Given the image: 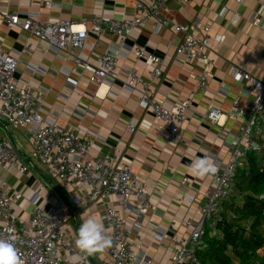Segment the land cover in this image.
Here are the masks:
<instances>
[{
  "label": "crops",
  "instance_id": "0c3cea01",
  "mask_svg": "<svg viewBox=\"0 0 264 264\" xmlns=\"http://www.w3.org/2000/svg\"><path fill=\"white\" fill-rule=\"evenodd\" d=\"M44 2L50 5L44 6ZM136 2L146 6L148 0H0V10L33 12L44 22L69 21L84 27L87 40L82 49L74 53L92 65H96L99 56L111 50L119 51L116 78L107 88L91 84L89 74L77 67L72 58L61 52L54 55L47 44L29 39L30 56H19L14 81L18 88L30 86L45 90L39 114L55 121L64 130H75L81 140L91 143L92 158L116 151L121 153L137 180L147 187L155 206L154 211L140 221L139 231H131L136 257L139 264H165L172 256L171 237L188 236L190 229L184 225L185 221L196 222V207L206 202L213 190L211 176L197 177L188 165L205 154L217 164H224L240 134L242 121L233 122L226 117L234 96L242 89V84L232 79L231 67L240 68L256 78L264 74V0L240 3L238 0H165L161 15L167 25L158 32L153 31V22L147 19L139 28L126 33L122 46L113 35L94 33L93 22L111 17L129 20L139 15ZM255 20L257 26L252 24ZM174 26L188 27V34L195 37L203 36L204 28H208L206 57L211 61L209 68L200 61L175 54L182 34H174ZM23 35L18 28L8 30L0 23V48L9 53L21 52L27 41ZM138 47L161 60V75L152 82L156 102L171 108L187 97L193 99L176 142L167 138L161 124L149 111L138 106L139 87L132 92L123 89L122 72L128 69L136 70L144 82L149 81L148 71L152 65L136 59L134 51ZM202 71L207 73V86L200 91L194 78ZM209 106L225 115L218 125L203 119ZM129 123L134 125L133 131L128 129ZM0 140H8L28 166L25 174L0 170V179L9 186L8 193L19 192L22 196L12 204V212L25 219L31 208L29 199L34 193L41 196L40 207L60 202L63 210L70 211L73 190L53 182L65 202L54 192L49 195L50 189L36 169L51 180L41 164L32 158L29 138L24 131L11 129L0 118ZM183 178L188 180L186 186L182 185ZM186 195L193 198L191 204L185 202ZM117 203L115 196L99 198L88 209L71 214L62 232L75 242L77 226L89 216L100 218L106 227L104 211L110 206L120 211ZM148 218L151 222H147ZM215 219L205 225L212 227ZM80 256L90 264L107 261L103 253L91 255L89 260V255L78 248L73 257L63 254L73 262Z\"/></svg>",
  "mask_w": 264,
  "mask_h": 264
},
{
  "label": "built area",
  "instance_id": "2783aa9c",
  "mask_svg": "<svg viewBox=\"0 0 264 264\" xmlns=\"http://www.w3.org/2000/svg\"><path fill=\"white\" fill-rule=\"evenodd\" d=\"M185 2L186 0H181ZM243 0H238L242 2ZM165 0H148L146 6L135 3L139 15L131 19L105 18L93 22L92 28L97 36L110 34L119 39V45H124L126 33L139 28L145 20L153 22V31L158 32L166 27L161 15ZM49 6V2H44ZM0 23L8 30L18 28L24 33L26 44L21 52L9 53L0 48V118L13 130H23L29 138L31 156L43 167L47 178L57 182L63 188L73 190L71 209L65 211L61 203L56 202L46 208L40 207L39 193H34L29 199L31 205L25 219L17 217L12 212V204L21 199L19 192L9 194L8 184L0 179V238H12L15 242L22 264H90L80 256L76 262L63 257H73L77 247L72 237L62 232L71 214L82 212L94 205L101 197H118L120 211L115 206L107 207L103 220L107 234L113 240L112 247L103 254L107 261L103 264H139L133 242L130 240L131 231L140 229V221L149 212L154 211L147 187L139 182L118 151L92 158V145L83 141L75 130H64L55 121L43 118L39 114L40 104L45 90H35L30 86L18 88L14 81L19 56H30L29 39H34L48 45L55 55L64 53L72 58L74 64L89 74L91 84L110 88L118 70L119 51L111 50L99 56L96 65L82 61L75 56L76 50H81L87 40L84 27L76 26L69 21H41L37 13H10L0 10ZM257 26V20L252 23ZM174 34H182L175 54L187 60L200 61L209 68L211 61L206 57L208 50V28L204 35L195 37L188 34V27L174 26ZM137 60H144L152 65L148 71L149 81L144 82L136 70L128 69L122 72L125 80L123 89L132 92L138 89V106L151 113L155 121L161 124V130L171 141H177V134L183 124L186 113L193 105V99L187 97L171 108H165L154 97L152 82L160 75L161 60L153 54L146 53L138 47L134 51ZM232 79L242 84L241 91L231 102V109L226 117L233 121H242L240 134L234 142L228 160L218 164V171L212 178V194L201 205L196 207L198 219L195 223L186 220L184 225L190 229L186 238L171 237L173 245L172 256L165 264H198L195 250L203 235L205 222L217 218L223 203L233 194V184L243 160L246 156L259 150V140L264 138V74L256 78L240 68L231 67ZM198 89L205 90L207 73L202 71L194 78ZM244 102V104L242 103ZM225 117L224 113L214 106H209L203 119L212 125H218ZM128 129L134 130L129 123ZM0 170L15 171L25 174L28 170L18 152L8 140H0ZM187 178L182 179L186 186ZM81 193H77V192ZM49 195L53 192L49 190ZM185 202L191 204L193 198L186 195ZM151 222V218L146 219ZM131 222V227L127 223Z\"/></svg>",
  "mask_w": 264,
  "mask_h": 264
},
{
  "label": "trees",
  "instance_id": "16d2710c",
  "mask_svg": "<svg viewBox=\"0 0 264 264\" xmlns=\"http://www.w3.org/2000/svg\"><path fill=\"white\" fill-rule=\"evenodd\" d=\"M264 138L243 160L232 196L195 250L198 264H264Z\"/></svg>",
  "mask_w": 264,
  "mask_h": 264
},
{
  "label": "clouds",
  "instance_id": "9594fccd",
  "mask_svg": "<svg viewBox=\"0 0 264 264\" xmlns=\"http://www.w3.org/2000/svg\"><path fill=\"white\" fill-rule=\"evenodd\" d=\"M189 169L197 177L215 176L219 165L205 154L191 162ZM113 240L107 234L102 220L96 216H89L79 226L75 246L81 253L89 256L103 253L111 248ZM0 264H22L21 257L12 238H0ZM143 264V262H141Z\"/></svg>",
  "mask_w": 264,
  "mask_h": 264
},
{
  "label": "water",
  "instance_id": "95a60500",
  "mask_svg": "<svg viewBox=\"0 0 264 264\" xmlns=\"http://www.w3.org/2000/svg\"><path fill=\"white\" fill-rule=\"evenodd\" d=\"M36 172L39 174V176L42 178V180L45 182L46 186L52 191L54 192L59 198H61L64 202L65 199L63 198V196L61 195L60 191L58 190V188L55 186V184L49 180H47L43 174L41 172H39L36 169ZM77 228L79 229V226H77ZM89 260H90V256H88Z\"/></svg>",
  "mask_w": 264,
  "mask_h": 264
},
{
  "label": "rangeland",
  "instance_id": "374dc122",
  "mask_svg": "<svg viewBox=\"0 0 264 264\" xmlns=\"http://www.w3.org/2000/svg\"><path fill=\"white\" fill-rule=\"evenodd\" d=\"M52 182H55V181H52Z\"/></svg>",
  "mask_w": 264,
  "mask_h": 264
}]
</instances>
